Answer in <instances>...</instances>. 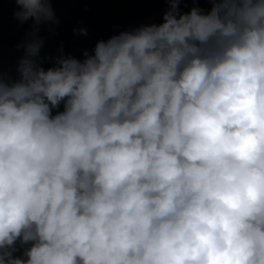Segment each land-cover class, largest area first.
<instances>
[{"label":"clouds","instance_id":"clouds-1","mask_svg":"<svg viewBox=\"0 0 264 264\" xmlns=\"http://www.w3.org/2000/svg\"><path fill=\"white\" fill-rule=\"evenodd\" d=\"M9 2L0 264H264V0H167L82 58L42 50L49 0Z\"/></svg>","mask_w":264,"mask_h":264},{"label":"trees","instance_id":"trees-1","mask_svg":"<svg viewBox=\"0 0 264 264\" xmlns=\"http://www.w3.org/2000/svg\"><path fill=\"white\" fill-rule=\"evenodd\" d=\"M54 10L57 23L40 25L38 35L44 38L42 50L53 58L70 54L82 58V52L91 51L98 39H106L120 30L132 29L141 23L159 22L162 12L167 8V0H49ZM193 2L202 8L209 6V0H180L182 10H187ZM8 10H7V9ZM9 0H0V55L3 59L11 57L16 46L9 43L2 34L1 28L12 33L20 42L31 28V19L19 21L13 16ZM8 12V13H7ZM82 26L86 34L74 33V27ZM23 39V40H21ZM15 40V41H16ZM23 46V43H22ZM24 55L22 52L14 60L18 64ZM43 53L39 50V58ZM13 63V61H12Z\"/></svg>","mask_w":264,"mask_h":264}]
</instances>
